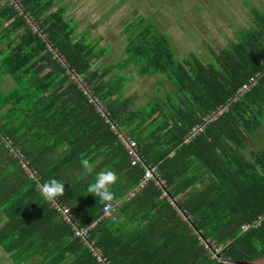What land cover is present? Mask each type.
<instances>
[{
    "label": "trees",
    "instance_id": "1",
    "mask_svg": "<svg viewBox=\"0 0 264 264\" xmlns=\"http://www.w3.org/2000/svg\"><path fill=\"white\" fill-rule=\"evenodd\" d=\"M20 1L71 67L85 76L112 117L135 136L145 162L158 165L169 196L182 194L174 200L180 213L167 197H160L162 186L151 180L125 198L140 182L144 168L131 165L124 144L46 51L39 35L14 8H1L0 83L9 75L15 84L7 91L0 88V132L29 158L42 183L51 178L65 182L63 194L55 198L70 208L77 226L99 219L91 235L110 263L234 264L228 260L264 254V221L242 230L243 224L264 213V136L256 145L252 136L259 134L258 124L244 130L242 123H250L245 113H255L256 107L264 115V75L239 100L231 101L230 109L204 132L184 142L202 115L229 102L251 75L264 68V14L254 11V25L241 30L231 46L218 53L211 50L213 60L207 63L196 54L180 60L165 34L147 28L133 31L125 64L136 62L140 75L165 73L176 89L175 98L167 95L150 103L148 110H140L132 107L130 98H112L128 79L102 77L94 60L107 48L97 52V44L85 34L76 39L78 24L67 16L66 6L51 10L54 0ZM131 28L129 24L127 29ZM258 92L261 96L253 99L257 104L253 106L250 97ZM155 114L161 118L157 120ZM249 140L254 149L245 154L241 148ZM83 159L89 161L91 171L82 168ZM106 170L116 175L111 191L113 198H123L121 210L127 216L137 215L149 204L142 212L145 225L128 230L103 216L108 201H99L87 187L97 172ZM194 170L198 176L192 178ZM205 173L210 180L188 193ZM37 185L0 140L3 250L18 264H101L51 200L43 199ZM202 239L222 245L219 258L210 254Z\"/></svg>",
    "mask_w": 264,
    "mask_h": 264
},
{
    "label": "rangeland",
    "instance_id": "2",
    "mask_svg": "<svg viewBox=\"0 0 264 264\" xmlns=\"http://www.w3.org/2000/svg\"><path fill=\"white\" fill-rule=\"evenodd\" d=\"M8 3L9 0H0V9ZM62 5L68 10L74 5L72 15L80 22L82 29L79 30L89 32L91 39L98 43L97 52L103 47L108 49L97 57L100 67L125 58L129 36L143 28L150 33L165 34L180 60L196 54L207 63L213 60L211 50L218 53L231 46L241 30L254 25V11L264 14V0H54L51 10ZM18 32L22 33L23 28ZM159 77H152L146 85L154 92L159 91L161 98L164 93H175L167 75L162 73ZM144 78L148 77L134 78L131 94L144 90ZM156 80L159 82L154 87ZM0 88L7 91L2 82Z\"/></svg>",
    "mask_w": 264,
    "mask_h": 264
},
{
    "label": "built area",
    "instance_id": "3",
    "mask_svg": "<svg viewBox=\"0 0 264 264\" xmlns=\"http://www.w3.org/2000/svg\"><path fill=\"white\" fill-rule=\"evenodd\" d=\"M9 6L14 8L17 14L22 17L26 23L31 28L32 32L39 35V37L44 41L46 51L49 52L54 59H56L64 68L66 76L72 82L76 83L78 88L83 92L87 99V103L92 106V108L99 114V116L109 125L110 130L116 135V137L124 144L126 151L129 155L130 163L132 166L141 165L144 168L143 177L141 178L139 184L130 191V195L134 196L135 193L142 189L148 181H154L158 186H162L163 193L168 195L167 191L164 189L165 180L160 176L158 172L157 164H147L145 159L140 152L138 147V142L128 133H126L121 127L116 119L111 115V111L108 109L106 103L103 99L96 94L94 88L89 84L85 76L79 73L75 68L71 67L65 55L57 48L54 42L49 38V35L42 30L36 19L25 11L24 6L20 0H9ZM264 75V68L257 71L255 74L251 75L249 79L244 82L240 88L236 91L233 97L229 99V102L218 106L216 109L208 112L201 116V121L195 124L190 131L185 135L184 142H190L195 136L204 132L206 126L211 122L218 119L224 113L230 109V102L239 100L247 91L254 87L259 79ZM1 140L5 144L9 153L12 154L14 158L18 160L20 166L26 171L29 178L36 180L39 185H43L40 181V177L36 169L30 165L29 158L18 149L13 140L5 133L0 132ZM170 197V196H169ZM170 202L176 205L173 198L170 197ZM51 204L56 208V210L62 215V217L71 224L74 234L76 237L80 238L83 244L91 251L96 260L101 264H111L110 261L102 253L101 248L96 244L95 240L92 238L91 230L96 226V220L88 226H77L76 223L72 221V212L70 208L56 198L51 200ZM114 210L113 205L107 202L103 206V215L110 216ZM264 221V213L260 214L256 219L250 223L242 225V230L245 231L250 227L259 226ZM204 247L210 252L213 257H220V252L222 250L221 244H216L211 240L202 239Z\"/></svg>",
    "mask_w": 264,
    "mask_h": 264
},
{
    "label": "crops",
    "instance_id": "4",
    "mask_svg": "<svg viewBox=\"0 0 264 264\" xmlns=\"http://www.w3.org/2000/svg\"><path fill=\"white\" fill-rule=\"evenodd\" d=\"M60 1V0H58ZM63 3V2H62ZM71 10H68L66 8V14L67 16H69L74 22H76L78 25L77 29H76V39L79 38V37H82L83 34L87 35V37H89L88 39L94 43L95 40L91 39V37L88 35L89 32L88 31H83L81 32V30H79L81 27H80V22L78 20H75L74 17H73V13L75 12V7L74 5L70 6ZM82 11H83V8H82ZM82 29V28H81ZM98 44V43H96ZM103 48H106V47H103ZM100 50V49H99ZM108 50V49H106ZM128 58V54L127 56H125V58H123L122 60H118L117 62H108V64H106L104 67H100V65H98L97 63V59L96 58L94 60V66L95 67H98L100 69V72L103 74L102 77L104 79H111V78H114V81H115V78H118L121 77V75H123L124 78H127L128 81L126 82L125 86L123 87V89H121L120 92L117 93V95H113L112 98H119V99H126V98H130L133 103H132V107L134 109H140V110H148L150 108V103L155 99L156 95H158L157 99L159 100H163L167 97V95H171L172 97L175 96V93H164V97L161 98L160 95L158 94V92H154L150 89L149 86L146 85V83L148 81H150L151 79L153 78H156V77H159V74H162V73H154V74H147V75H140L139 72H138V67H137V63L134 62V61H129L128 64L126 65V59ZM123 64H125V66H122ZM121 66L123 67L121 69ZM164 74V73H163ZM158 75V76H157ZM153 78H152V77ZM139 77H148V78H144L143 81H144V86L145 87H142L146 92L148 93H144V90L139 92V93H134V94H131L130 93V89L131 88H134V78H139ZM160 79V77H159ZM159 81H155L153 82L154 83V87H155V83H157ZM3 86L6 90H9L10 88H12L15 84V82L13 81V79L9 76V75H6L4 77V80H3ZM115 83V82H114ZM8 84V85H7ZM6 86V87H5ZM8 86V87H7ZM261 94L264 93V82L262 83V86H261ZM163 90V89H162ZM155 93V94H154ZM261 94L258 92L256 95L250 97V102H252V105L253 106H257L256 103H253L255 102L253 99H255V97L257 99L260 98ZM257 107L255 108V113H253L252 111H247L245 113L246 117H248V120H251L249 121L250 123L247 124V122H242L243 123V126H244V130L245 129H251L253 128L255 125L258 124L259 128L257 129V131L259 132V134L257 133L254 137L252 136V140H255V143L256 145H260L262 140H263V136H264V115L263 116H260L259 115V111L257 112ZM264 113V112H263ZM157 116V120H159L161 118V115L160 114H155ZM155 116V117H156ZM258 119H262V123L260 120ZM117 120V119H116ZM118 123L120 124L119 120H117ZM153 125V124H152ZM120 127L126 132L128 133L130 136H132L134 139L135 136H133V134L129 133L127 131V129L123 128L120 124ZM147 130L149 131V127L147 128ZM251 138V136H250ZM118 139V138H117ZM119 140V139H118ZM137 140V139H136ZM120 141V140H119ZM252 149H254V145L252 144V142L249 140V141H246L244 142V146L241 148L242 152H244L245 154H248L249 151H251ZM102 158H99L97 160V162L101 161ZM200 172V171H199ZM198 172V173H199ZM198 174L196 172V170H194L191 174V177H197ZM211 178V175L209 173H205L204 175H202L201 177H199V179L194 183V185H192L191 187L188 188L187 192L188 193H192L196 190H198L199 188H201L203 185H205ZM140 190V189H139ZM129 196L131 197L130 195V192L125 196V198H129ZM161 198H168L169 202H170V197H169V194L166 195L162 192V194L160 195ZM173 198V197H171ZM182 198V194L173 198L174 200L176 199H181ZM110 202L112 205H113V208L114 210H112V213L110 216H104L105 218H108L110 219L112 222H114L116 224V226H124L126 228H128V230H134V229H137L140 225L143 226L147 223V220L144 219L142 217V212L145 211V209H149V204L146 205V208L142 209L139 211V213L137 215H133L131 218L129 216H127L122 210H121V204L123 202V198H113L111 201H108ZM170 204L177 210L178 213H180V208L178 207V205H173L171 202ZM6 222V220L4 219V213L2 212L1 208H0V227ZM124 229V228H123ZM95 240V239H94ZM0 264H18L16 263L12 258L11 256L9 255V253H7L6 251L3 250V248L0 246ZM27 264H30V261L27 263Z\"/></svg>",
    "mask_w": 264,
    "mask_h": 264
},
{
    "label": "clouds",
    "instance_id": "5",
    "mask_svg": "<svg viewBox=\"0 0 264 264\" xmlns=\"http://www.w3.org/2000/svg\"><path fill=\"white\" fill-rule=\"evenodd\" d=\"M81 166L87 171H91V166L87 159L81 160ZM116 175L111 170L100 171L95 174V179L87 187V192L95 195L101 202L111 201L113 199V192L111 185L115 182ZM65 182L51 178L43 185H37V190L44 200L50 201L55 197L62 195L64 192Z\"/></svg>",
    "mask_w": 264,
    "mask_h": 264
},
{
    "label": "water",
    "instance_id": "6",
    "mask_svg": "<svg viewBox=\"0 0 264 264\" xmlns=\"http://www.w3.org/2000/svg\"><path fill=\"white\" fill-rule=\"evenodd\" d=\"M228 261L234 264H264V254L259 255L251 260L240 259V260H228Z\"/></svg>",
    "mask_w": 264,
    "mask_h": 264
},
{
    "label": "bare ground",
    "instance_id": "7",
    "mask_svg": "<svg viewBox=\"0 0 264 264\" xmlns=\"http://www.w3.org/2000/svg\"><path fill=\"white\" fill-rule=\"evenodd\" d=\"M135 116V115H134ZM139 184V183H138Z\"/></svg>",
    "mask_w": 264,
    "mask_h": 264
}]
</instances>
